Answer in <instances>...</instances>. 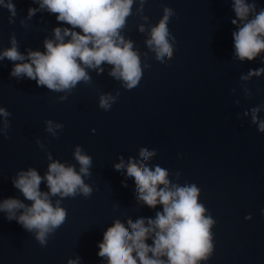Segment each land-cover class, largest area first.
Returning a JSON list of instances; mask_svg holds the SVG:
<instances>
[{
  "label": "water",
  "instance_id": "95a60500",
  "mask_svg": "<svg viewBox=\"0 0 264 264\" xmlns=\"http://www.w3.org/2000/svg\"><path fill=\"white\" fill-rule=\"evenodd\" d=\"M8 2L0 3V56L15 41L25 59H0V108L8 113L0 114V203L15 198L31 205L13 183L21 172L35 169L43 178L50 163L59 162L79 173L77 147L92 160L90 175L80 173L92 193L53 196L42 179L40 191L67 213L44 245L35 230L0 211V264H108L98 255L99 244L116 220L125 227L140 218L147 224L163 211V205L151 208L138 200L126 172L130 161L165 169L170 188L199 189L198 202L213 223L211 249L197 264H264V72L242 79L264 68V51L251 61L236 57L233 33L243 22L232 23L238 19L234 0H133L119 34L139 57L137 86L128 89L105 62L95 69L81 65L90 80L65 91L11 73L16 64L30 62V51L46 52L45 41L59 43L56 28L63 34L72 26L41 8L42 0H11L15 16ZM246 2H255L256 12L264 9V0ZM30 9L36 10L31 16ZM165 9L171 10L166 39L172 54L158 59L148 40ZM102 96L115 98L110 108L100 107ZM254 108L260 109L257 123ZM141 149L154 155L144 160Z\"/></svg>",
  "mask_w": 264,
  "mask_h": 264
},
{
  "label": "clouds",
  "instance_id": "9594fccd",
  "mask_svg": "<svg viewBox=\"0 0 264 264\" xmlns=\"http://www.w3.org/2000/svg\"><path fill=\"white\" fill-rule=\"evenodd\" d=\"M132 5L133 0H42L41 8L46 7L51 13L58 14V21L66 22L72 29L79 28L83 34L70 28L63 29L62 34L61 28H56L55 36L60 42L47 40L46 52L30 51V62L16 64L11 75H26L29 79L36 80L38 86H46L53 91H65L82 80H90L85 67L81 65L95 69L106 62L114 66L111 76L122 79L128 89L135 88L141 78L140 60L132 50V43L125 42L119 34L126 17L131 14ZM5 6L13 16L16 15L15 5L11 0ZM233 10L238 19H233L232 23L236 25L243 22L233 33L235 55L241 61L254 60L264 51V9L256 12L255 2L234 0ZM35 11L30 9L29 15H33ZM251 13L255 15L249 19ZM170 14L171 10L165 9L164 18L158 26L152 28L151 39L148 40L149 46H155L158 59L172 54L166 39ZM65 36H70L71 40L64 42ZM13 45L0 59H25L17 50L15 41ZM100 71L103 72V69ZM262 72L264 68L250 71L242 79L258 76ZM114 99L111 96H102L100 107L110 108L109 101L114 102ZM259 111V108L252 109L253 123L258 122L256 113ZM0 114L8 115L2 108ZM48 131H52L51 126ZM259 131L264 132V122H259ZM74 155L81 166L79 173L74 166L66 167L59 162L50 163L46 177L43 178L35 169L19 173L13 183L26 200L32 201L30 206L15 198L0 203V211L8 214L7 219L16 220L29 232L35 230L36 239L42 245L47 243L46 237L49 233L63 225L67 216L66 210L59 206L60 201L53 206L49 193L40 191L42 179L46 178L53 196L59 194L62 197H74L79 191L88 197L92 193V189L84 183L80 174L90 175L91 157L81 154L79 147ZM140 155L148 160L154 153L141 149ZM123 167V162L115 165L117 170ZM126 172L135 180L138 200L151 208L158 204L163 205V211L157 212L155 219H147V224L144 218L135 222L129 220L131 231L120 220H116L104 233L98 255L106 257L108 264H197L199 260L206 259L211 249L210 227L213 221L205 216V208L198 202L199 189L196 185L170 188L168 173L160 166L153 170L130 161ZM160 185L164 187L161 188ZM18 211L20 214L17 216ZM150 237L153 239L151 245L147 243ZM149 253L152 255L149 256ZM69 264H77V261L70 260Z\"/></svg>",
  "mask_w": 264,
  "mask_h": 264
}]
</instances>
